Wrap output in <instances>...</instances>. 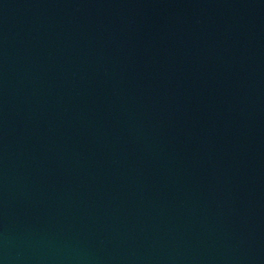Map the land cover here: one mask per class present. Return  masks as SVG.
<instances>
[{"label":"water","instance_id":"1","mask_svg":"<svg viewBox=\"0 0 264 264\" xmlns=\"http://www.w3.org/2000/svg\"><path fill=\"white\" fill-rule=\"evenodd\" d=\"M0 264H264V0H0Z\"/></svg>","mask_w":264,"mask_h":264}]
</instances>
